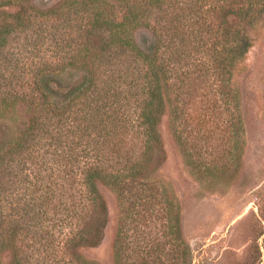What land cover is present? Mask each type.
Instances as JSON below:
<instances>
[{
    "label": "trees",
    "instance_id": "obj_1",
    "mask_svg": "<svg viewBox=\"0 0 264 264\" xmlns=\"http://www.w3.org/2000/svg\"><path fill=\"white\" fill-rule=\"evenodd\" d=\"M98 2L0 0V264H99L81 252L107 222L99 185L117 205L114 264H190L179 205L154 175L157 125L166 117L196 177L238 158L232 76L264 0ZM212 145L224 147L207 160ZM157 219L163 241L138 228Z\"/></svg>",
    "mask_w": 264,
    "mask_h": 264
},
{
    "label": "rangeland",
    "instance_id": "obj_2",
    "mask_svg": "<svg viewBox=\"0 0 264 264\" xmlns=\"http://www.w3.org/2000/svg\"><path fill=\"white\" fill-rule=\"evenodd\" d=\"M135 38L140 44L144 40L148 43L150 33L144 24L138 26ZM232 86L239 95L243 124L242 143L235 151L238 158L234 165L232 150L226 156L229 166L196 177L184 163L166 117L157 125L163 160L154 175L171 188L179 205L180 228L191 249L190 264H264V24L253 33L252 44L232 76ZM223 147H208L207 160L222 153ZM98 189L107 206V222L99 243L82 248L81 252L99 264H114L112 242L117 205L110 189L100 185ZM161 220H155L154 227L149 223L138 228L155 231V238L163 241L159 237ZM134 234L126 224L124 244L129 246ZM128 251L125 247L126 255Z\"/></svg>",
    "mask_w": 264,
    "mask_h": 264
}]
</instances>
